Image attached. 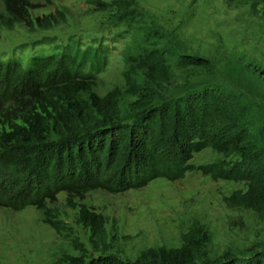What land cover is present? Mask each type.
Instances as JSON below:
<instances>
[{"label": "rangeland", "instance_id": "1", "mask_svg": "<svg viewBox=\"0 0 264 264\" xmlns=\"http://www.w3.org/2000/svg\"><path fill=\"white\" fill-rule=\"evenodd\" d=\"M22 5L24 19H13L0 0V61L20 63L19 80L6 84L11 89L25 83L21 68L32 58L76 43L80 51H104L98 65L90 57L82 72L98 99L113 95L121 119L138 112V92L151 94L156 103L215 83L251 102L264 131V18L249 5L234 7L226 0H22ZM159 51L169 61V80L162 83L147 65ZM189 59L206 60L209 68L184 63ZM79 99L92 108L90 93L81 91ZM2 154L3 182L8 174L1 173ZM233 158L207 146L179 180L157 178L116 193L95 189L73 198L74 206L60 192L47 207L65 226L61 232L33 205L19 211L0 206V264H66L82 252L133 260L147 248H176L187 241L212 257L262 248L264 220L225 202L232 192L245 191L246 183L216 179L201 168ZM82 207L102 217L104 235L80 220Z\"/></svg>", "mask_w": 264, "mask_h": 264}, {"label": "trees", "instance_id": "2", "mask_svg": "<svg viewBox=\"0 0 264 264\" xmlns=\"http://www.w3.org/2000/svg\"><path fill=\"white\" fill-rule=\"evenodd\" d=\"M1 1L10 17L24 19L22 0ZM226 3L249 5L264 18L262 0ZM101 53L80 51L72 43L59 54L32 58L21 68L25 83L12 89L6 84L19 80L20 63L0 61V153L6 158L1 173L8 174L0 180V206L19 211L33 205L61 232L65 226L47 207L60 192L74 206L73 198L95 189L116 193L142 188L157 178L179 180L192 168L194 154L212 146L235 158L202 166V171L216 179L245 182L246 190L232 192L225 202L264 220V131L251 102L223 85L206 83L156 103L151 94L138 92V112L121 119L113 95L98 99L82 72L90 57L98 65ZM166 58L162 51L149 56L147 65L156 83L169 80ZM184 63L209 68L206 60ZM81 91L90 93L92 108L79 99ZM79 218L94 224L95 235H104L100 215L82 207ZM66 264H264V247L226 250L212 257L206 248L197 251L187 241L176 248H147L133 260L112 254L85 257L82 252L69 256Z\"/></svg>", "mask_w": 264, "mask_h": 264}]
</instances>
